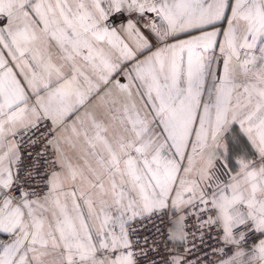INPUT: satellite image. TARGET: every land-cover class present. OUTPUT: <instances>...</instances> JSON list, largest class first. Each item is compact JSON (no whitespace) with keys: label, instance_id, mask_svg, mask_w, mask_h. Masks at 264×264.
<instances>
[{"label":"snow or ice","instance_id":"snow-or-ice-1","mask_svg":"<svg viewBox=\"0 0 264 264\" xmlns=\"http://www.w3.org/2000/svg\"><path fill=\"white\" fill-rule=\"evenodd\" d=\"M0 264H264V0H0Z\"/></svg>","mask_w":264,"mask_h":264}]
</instances>
